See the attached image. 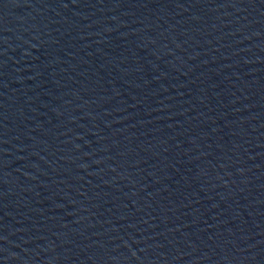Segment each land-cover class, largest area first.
I'll return each instance as SVG.
<instances>
[{"label": "water", "instance_id": "95a60500", "mask_svg": "<svg viewBox=\"0 0 264 264\" xmlns=\"http://www.w3.org/2000/svg\"><path fill=\"white\" fill-rule=\"evenodd\" d=\"M0 264H264V0H0Z\"/></svg>", "mask_w": 264, "mask_h": 264}]
</instances>
